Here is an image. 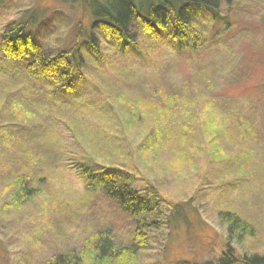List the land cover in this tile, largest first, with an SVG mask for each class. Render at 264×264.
Instances as JSON below:
<instances>
[{
  "label": "rangeland",
  "instance_id": "1",
  "mask_svg": "<svg viewBox=\"0 0 264 264\" xmlns=\"http://www.w3.org/2000/svg\"><path fill=\"white\" fill-rule=\"evenodd\" d=\"M85 2L0 0V38L24 17L46 53L80 46L83 65L71 92L50 95L0 52V264H42L98 232L138 264H220L224 212L255 228L235 256H264V0L197 18L200 40L185 48L171 28L153 35L141 20L124 48L91 30ZM98 164L131 174L152 212L131 216L90 189L79 170ZM25 168L35 196L7 211Z\"/></svg>",
  "mask_w": 264,
  "mask_h": 264
},
{
  "label": "trees",
  "instance_id": "2",
  "mask_svg": "<svg viewBox=\"0 0 264 264\" xmlns=\"http://www.w3.org/2000/svg\"><path fill=\"white\" fill-rule=\"evenodd\" d=\"M92 19V28L104 38L127 48L135 46L131 34L134 22L140 20L146 32L159 35L160 31L171 28L175 41L183 48L196 43L192 25L197 18L218 21L220 9L230 0H148L140 7L136 0H85ZM146 7V8H145ZM34 21L22 17L10 23L0 38V52L3 61L19 63L23 76L34 81H45L50 95L56 92L68 93L73 90L77 74L80 72L82 57L80 46L55 55L46 53L30 35V24ZM35 23V22H34ZM92 31L87 36V45L95 52L97 47ZM195 37L192 38L191 37ZM56 95V94H55ZM17 111L22 106L17 105ZM92 162L96 163L95 160ZM31 168L21 171L11 189L5 209L20 210L26 207L35 196L32 187ZM90 189H102L108 198L117 202L131 216L151 213L153 204L150 199L131 186L132 175L124 168L104 164L96 168L88 166L79 170ZM179 207H177V210ZM226 231L228 253L220 259V264H264V256L248 253L236 257L233 246L244 245L255 238V228L236 214L224 212L220 215ZM39 249H36V251ZM119 246L109 233L98 232L87 237L80 247L67 252H49L42 264H138L133 257L134 250ZM35 263V262H34Z\"/></svg>",
  "mask_w": 264,
  "mask_h": 264
}]
</instances>
